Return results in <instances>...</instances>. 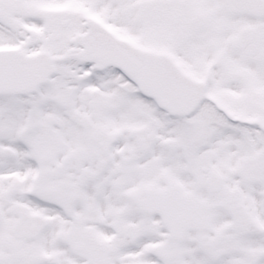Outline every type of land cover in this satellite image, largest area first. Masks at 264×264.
Segmentation results:
<instances>
[{
	"label": "snow or ice",
	"instance_id": "obj_1",
	"mask_svg": "<svg viewBox=\"0 0 264 264\" xmlns=\"http://www.w3.org/2000/svg\"><path fill=\"white\" fill-rule=\"evenodd\" d=\"M0 264H264V0H0Z\"/></svg>",
	"mask_w": 264,
	"mask_h": 264
}]
</instances>
